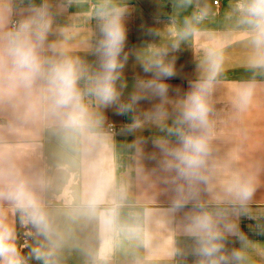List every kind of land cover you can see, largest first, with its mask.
I'll list each match as a JSON object with an SVG mask.
<instances>
[{
	"label": "crops",
	"instance_id": "1",
	"mask_svg": "<svg viewBox=\"0 0 264 264\" xmlns=\"http://www.w3.org/2000/svg\"><path fill=\"white\" fill-rule=\"evenodd\" d=\"M247 2L0 0V236L15 248L0 264H76L58 239L69 232L83 235L81 264H264V46L244 23ZM118 12L123 67L105 102L96 91L106 75L102 28ZM26 20L47 25L41 41L29 34L46 68H77L79 123H69L70 109L53 110L44 77L30 86L16 78L8 50ZM197 89L210 111L195 134L208 150L182 175L172 153L181 131L191 133L183 111ZM241 183L247 199L236 195ZM109 211L105 228L99 217ZM204 215L210 232L194 229ZM211 245L218 251L208 255Z\"/></svg>",
	"mask_w": 264,
	"mask_h": 264
},
{
	"label": "clouds",
	"instance_id": "2",
	"mask_svg": "<svg viewBox=\"0 0 264 264\" xmlns=\"http://www.w3.org/2000/svg\"><path fill=\"white\" fill-rule=\"evenodd\" d=\"M245 15L244 23L251 26L254 32V43L264 46V0H248L243 7ZM117 13L106 21L102 31L104 39L101 42V48L104 56V68L106 75L97 88V95L103 101L111 102L117 96L113 82L118 77L113 75L118 68L123 65L119 62V56L123 50L125 42V29L121 23L120 16ZM35 24V29L33 25ZM47 25L42 22L26 20L21 23L19 32L11 41L8 53L11 57L16 78L24 85L30 86L38 77H44L47 81L48 91L53 110L70 109L69 123H79L84 115V109L80 104V93L77 89L78 71L71 61L59 63H50L45 67V61L38 54V44L33 43L29 34L33 31L37 41L43 39L44 31ZM145 71H148L146 68ZM163 75L171 76L173 73L167 68H161ZM161 90H166V86H161ZM251 92H246L243 100L245 103L250 99ZM210 108L203 95V89L193 91L185 102L183 111V120L188 124L191 130L190 134H180L182 147L176 149L172 155L178 162L177 170L182 175H187L189 171H194L203 163V157L207 154V138L204 135L195 134L198 129L207 125V117ZM181 165L183 167H181ZM252 189L248 184H238L236 195L241 199H247L251 196ZM95 203L93 207H95ZM114 211L102 212L100 214V223L103 227H109L114 220ZM212 221L208 215L197 217L194 222V229L201 232H210ZM205 253L210 255L218 251V246L211 245L204 249ZM15 253L14 246L4 243V238L0 236V254ZM8 264H18L16 260H9Z\"/></svg>",
	"mask_w": 264,
	"mask_h": 264
},
{
	"label": "rangeland",
	"instance_id": "3",
	"mask_svg": "<svg viewBox=\"0 0 264 264\" xmlns=\"http://www.w3.org/2000/svg\"><path fill=\"white\" fill-rule=\"evenodd\" d=\"M22 218V217H21ZM23 219V218H22ZM27 219L29 221V238H35L37 236V226H38V222H37V216H36V213H31V212H28L27 213ZM60 224H64L60 221ZM71 232L67 233V235H64V233L60 234L61 236H58V239H62L63 241H67L65 243V247H64V253L70 255L69 258H71V262H75L76 264H81L80 263V260H79V257H76L77 253H80L79 251V248H78V243H79V240L82 239L83 235H80V234H77V235H70ZM20 235L22 236V232L20 233ZM61 237V238H60ZM64 237V238H62ZM53 238L55 239V236H53ZM57 239V238H56ZM58 239L55 241V242H58ZM61 244L59 245H63L64 243L63 242H60Z\"/></svg>",
	"mask_w": 264,
	"mask_h": 264
},
{
	"label": "built area",
	"instance_id": "4",
	"mask_svg": "<svg viewBox=\"0 0 264 264\" xmlns=\"http://www.w3.org/2000/svg\"><path fill=\"white\" fill-rule=\"evenodd\" d=\"M16 27H17V21L14 19V20H12V22L10 24V28L12 31H15ZM107 130L109 132H115L117 129H116L115 125L109 123V124H107ZM181 134H189V131L184 129L181 131ZM27 224H28V222L26 223V221L24 219V222L22 223V236H21L22 244L26 243V236L28 235Z\"/></svg>",
	"mask_w": 264,
	"mask_h": 264
}]
</instances>
